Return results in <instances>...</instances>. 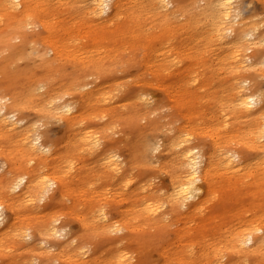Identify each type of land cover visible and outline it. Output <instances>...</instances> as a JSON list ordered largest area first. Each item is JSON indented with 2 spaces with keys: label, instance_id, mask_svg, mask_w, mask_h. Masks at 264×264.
Masks as SVG:
<instances>
[{
  "label": "bare ground",
  "instance_id": "1",
  "mask_svg": "<svg viewBox=\"0 0 264 264\" xmlns=\"http://www.w3.org/2000/svg\"><path fill=\"white\" fill-rule=\"evenodd\" d=\"M240 1L0 0V54L10 50L0 58V72L16 71L11 65L21 48L12 41L23 39L27 26L45 32L29 54L39 60L42 77L17 70L22 81L11 72L0 79V264H132L118 249L135 241L136 225L164 237L168 221L205 213L212 220L227 210L223 218L234 213L237 224L199 249L195 241L210 224L191 231L187 243L157 246L162 255L175 249L161 264H202L226 250L228 264L264 259V0H251L260 11L251 7L247 16ZM66 59L72 76L51 77ZM138 64L135 80L108 81L117 66L126 71ZM87 77L98 84L86 89ZM146 82L161 85L168 106L185 120L165 129L170 185L162 193L144 174L153 167L148 132L134 134L125 167L106 154L121 112L95 106L121 95L123 114L140 132L137 115H147L150 102L136 88ZM70 92L77 101L63 100ZM99 118L106 119L97 124ZM51 119L63 122V136L45 145L37 125ZM204 135L212 139L208 149L196 142ZM86 150L104 152L98 176L124 196L94 193L95 167H81L78 158ZM133 168L144 170L137 180ZM67 214L78 230L57 225Z\"/></svg>",
  "mask_w": 264,
  "mask_h": 264
},
{
  "label": "rangeland",
  "instance_id": "2",
  "mask_svg": "<svg viewBox=\"0 0 264 264\" xmlns=\"http://www.w3.org/2000/svg\"><path fill=\"white\" fill-rule=\"evenodd\" d=\"M241 7V12L244 15H248L251 13L252 8L260 11V5L257 3L251 2V0H241L239 3ZM252 7V8H251ZM249 8V9H248ZM249 11H248V10ZM44 28L41 25L33 24L29 25L25 28L23 34L24 38H16L12 41L14 45L19 46L21 52L19 53L20 56L15 58V63L11 65L14 70H18L20 72H25L23 75H28L34 79H39L43 75V70L41 65L39 64V60L37 58H30L29 54L32 51V47L36 46V48L41 47L40 44L43 43L40 40V37L44 36ZM10 50L5 48L2 50L0 54V58L2 56L9 55ZM9 68V67H8ZM142 67L138 65H131L126 71H121L120 66H117L116 72L109 76L108 81H133L136 79L137 75L140 74ZM16 71H7L3 70L0 72V79L2 77L7 76L10 72L13 75L17 76ZM73 64L70 60H64L60 66H55L53 70L50 71L51 77L59 78V77H70L73 74ZM40 74V75H39ZM18 77V76H17ZM150 77V76H148ZM20 81L23 79L18 77ZM107 81V82H108ZM86 82L90 83L86 89H90L94 87L95 84H98V81H95L94 77H87ZM262 88H264V79L261 80ZM142 97H146L149 99V106L148 109L150 112L147 115L139 114L138 123L141 127L139 132L136 126H133L132 123L135 120H130L125 117L126 109L123 101L119 100V96L114 97L109 102L100 101L98 105L95 103L96 107L100 109H112L117 108L119 112H121L120 116L114 119V125L110 128L109 137L107 139H111L112 144L109 143L111 148H107L106 154L107 155H116L119 157V160L122 161L123 166H128L129 160L132 158L131 151L136 147V137L134 134L148 132L149 137L151 139V148L149 149V155L152 159L153 167L149 169V172H144L148 176L146 181L150 184L154 190L159 193L165 192L170 185V178L167 169L164 167L165 161V154L166 151L164 150L166 144L168 143V131H165L170 126H178L179 124L183 123V117L177 114L175 108H171L168 106V100L165 97V92L161 85L151 82V83H140L136 88ZM177 98V97H176ZM175 98V99H176ZM173 99V102L175 101ZM63 100L66 101H77V94L70 92L63 95ZM119 100V101H118ZM176 103V101H175ZM106 118H99L96 119L97 124H101L105 121ZM177 119V121H175ZM151 121H154L151 126L153 128L149 129V124ZM173 121V122H172ZM175 121V122H174ZM64 124L60 120L51 119L47 122H40L37 125V133L41 136L40 141L45 143V145H50L55 137H62L63 136V128ZM163 126L164 129H160ZM142 135V134H141ZM211 137L209 135H204L197 137L196 142L202 143L205 149H208L211 146ZM102 147H106V145L102 144ZM134 151V150H133ZM105 154V155H106ZM104 152H94L91 151H83L80 153L79 163L81 167H88L94 166L95 168L93 174L95 176H91L94 180V193L98 196V194H102L103 197L111 198L113 195L118 196L119 198L124 196V193L121 191L122 189L113 190V186H105L103 182H101L100 177L98 176L99 170L101 167L98 168L101 163L103 162L102 157ZM3 157H0V171L3 165ZM128 161V162H127ZM78 165V162H77ZM143 171L141 168H133L131 176L134 177V180L139 179ZM220 195V194H219ZM118 202L122 203V200L116 199ZM218 199L212 198V201L209 203L210 207L212 204L217 203ZM229 210L224 211L221 217L209 220L207 219V213L195 216V219L187 220L184 222L175 223L172 221H168L167 224L169 225V231L166 236L160 237L156 236L154 229L147 224L142 226H137V235L135 237L134 242H127L123 241L119 244V251L121 253H126L129 257V260L132 264H161L164 260H166V256H173L175 255V249H167L166 255H162L157 251V246L161 247L163 244L171 241L179 244H184L189 241V234L191 231L196 233V229L200 230L205 225L210 224L209 229H205L203 234L197 237L196 243H198V249L201 246H206L210 242L215 240V235L217 233H222L226 227L232 226L233 223H236L237 217L235 214H232L231 218H223L225 214H227ZM113 214V213H112ZM116 217V215H112ZM57 225L61 226L65 229L66 232H72L73 230H78L79 225L78 222L69 214L61 215L59 220L56 222ZM216 228H220L219 231H216ZM184 229L182 232L181 237L176 234V230ZM211 229V230H210ZM188 235V237H186ZM194 236V235H192ZM191 236V237H192ZM209 259L207 261H203L202 264H228L230 255L228 250L221 252L216 257H213L212 254H209ZM254 261V259H253ZM234 264H251L247 260L237 261ZM254 264V263H253ZM258 264H264V259L261 260Z\"/></svg>",
  "mask_w": 264,
  "mask_h": 264
}]
</instances>
